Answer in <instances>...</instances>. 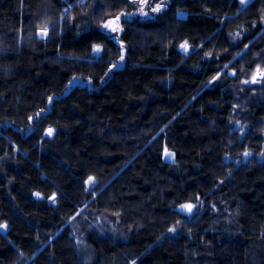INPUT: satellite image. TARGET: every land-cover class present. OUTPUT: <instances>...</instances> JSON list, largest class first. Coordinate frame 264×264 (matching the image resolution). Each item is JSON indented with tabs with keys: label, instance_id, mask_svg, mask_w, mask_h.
Segmentation results:
<instances>
[{
	"label": "trees",
	"instance_id": "16d2710c",
	"mask_svg": "<svg viewBox=\"0 0 264 264\" xmlns=\"http://www.w3.org/2000/svg\"><path fill=\"white\" fill-rule=\"evenodd\" d=\"M83 3L0 0V264H264V0Z\"/></svg>",
	"mask_w": 264,
	"mask_h": 264
},
{
	"label": "rangeland",
	"instance_id": "374dc122",
	"mask_svg": "<svg viewBox=\"0 0 264 264\" xmlns=\"http://www.w3.org/2000/svg\"><path fill=\"white\" fill-rule=\"evenodd\" d=\"M86 1H87V0H83L84 3H85ZM130 1H131V3H132V10H131L129 13H125V16H121L120 21H119V31L113 33V32H111L109 29H107V28H103V27H102L103 30H105L107 33H109V34H111V35L120 36V35L123 33V31H124V21H125V20L131 19V18H134V17H136V16H139V17H143V16H148V17L158 16L160 13L164 12V11L167 9V7H168V5H169V3H170L171 0H147V4H146V5H141V4L138 2V0H130ZM250 2H251V0H245V3H243V5H244V6H247ZM84 3H83V4H84ZM157 4H160V5H161L160 10H159V11H152V9L155 8ZM141 8H143V11H141ZM144 13H147V15H145ZM119 16H120V15H119ZM114 18H115V17L110 18V19L106 20V22L109 21V20H113ZM106 22H105V23H106ZM263 22H264V21H263ZM103 24H104V23H103ZM103 24H102V25H103ZM47 35H48V34H47ZM39 36H40V38H42V39H44V38L47 37V36H43V37H42L40 34H39ZM100 48H101V47H100ZM181 50H182L183 52H189V51H190V49H189L188 46H187V49L181 47ZM95 54H96V56H99V55L101 54V51H100L99 53L95 52ZM254 73H256V71H255ZM254 73L252 74V76L254 75V77H255V74H254ZM258 73H259V72H258ZM258 73H257V74H258ZM84 84H86V82H85L83 79H81V78H76V79L73 80L72 83L68 86V88H67V90H66V94H68V93L71 91V89H72L73 87H75V86H77V85H84ZM54 133H55V132H54V130H53L52 134H51V135H48V136H53ZM47 134H48V133H47ZM168 157L171 158V157H173V156L171 155V156H168ZM96 183H97V182H96V180H94V179H93V182H92L91 184H89V183L87 182V186H88V188H89L90 191H92V190L94 189V187L96 186ZM92 219H94L95 221H96V220H97V221H100V219H101L100 214H99L98 212H93ZM92 219H91V220H92ZM69 222H71V220H70ZM4 229H5V227L2 228V230H4Z\"/></svg>",
	"mask_w": 264,
	"mask_h": 264
},
{
	"label": "snow or ice",
	"instance_id": "6c2138e0",
	"mask_svg": "<svg viewBox=\"0 0 264 264\" xmlns=\"http://www.w3.org/2000/svg\"><path fill=\"white\" fill-rule=\"evenodd\" d=\"M138 2L141 5H146L147 4V0H138ZM241 3H245V0H241ZM161 8L160 4H157L155 8L152 9V11H159ZM141 11H143V8H141ZM145 15H147V13H144ZM121 16H125V13H121L120 16H116L113 20H109L106 23H104L102 25L103 28H107L109 29L111 32L115 33L117 31H119V21ZM48 34V29L47 27H44L41 32L40 35L43 36H47ZM112 39H115V37L113 36ZM182 48L187 49V44L185 43L184 45H181ZM95 52L99 53L101 51V48L99 46H97L95 49ZM121 59H123V56H121ZM75 80V78H74ZM253 82H255V78L253 79ZM70 84L72 83V81L69 82ZM53 132V130L51 128L48 129V135H51ZM247 155V153H245ZM168 155H171L170 153ZM93 182V178L89 177L88 183L91 184ZM39 195V194H37ZM54 198V197H53ZM182 208L187 209L188 211H191L192 209V205L190 204H186L183 205Z\"/></svg>",
	"mask_w": 264,
	"mask_h": 264
},
{
	"label": "water",
	"instance_id": "95a60500",
	"mask_svg": "<svg viewBox=\"0 0 264 264\" xmlns=\"http://www.w3.org/2000/svg\"><path fill=\"white\" fill-rule=\"evenodd\" d=\"M254 78H255V82H253V80H252V82L256 83L259 79L264 78V73L262 75L260 73H258ZM190 205H192V209H193V204H190ZM192 209H191V211H192ZM184 211L187 213L191 212V211H188L187 209H184Z\"/></svg>",
	"mask_w": 264,
	"mask_h": 264
}]
</instances>
